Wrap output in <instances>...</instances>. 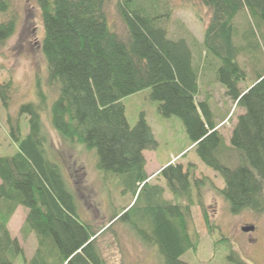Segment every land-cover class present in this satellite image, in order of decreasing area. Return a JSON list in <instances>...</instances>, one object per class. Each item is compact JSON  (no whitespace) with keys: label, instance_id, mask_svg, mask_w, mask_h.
I'll return each mask as SVG.
<instances>
[{"label":"trees","instance_id":"obj_1","mask_svg":"<svg viewBox=\"0 0 264 264\" xmlns=\"http://www.w3.org/2000/svg\"><path fill=\"white\" fill-rule=\"evenodd\" d=\"M108 1L37 0L47 80L55 93L48 114L63 140L94 149L98 169L123 177L134 202L98 226L79 217L71 181L42 128L45 101L40 93V104L25 102L7 114L15 150L0 155V264H12L19 255L24 264H107L98 237L118 220L126 221L137 240L156 248L154 264H193L182 255L199 248L194 205L200 208L212 250L225 244L229 264H249L227 237H214L218 225L202 194L208 178L195 175V163L173 160L152 177L147 173L144 150L154 149L157 141L143 112L130 125L123 98L149 88L158 112L179 117L200 160L221 175L224 184L217 191L230 211L264 214V63L254 81L241 86L247 72L238 59L264 46V0H200L211 15L196 62L187 38L169 34L172 9L166 0H117L124 36L108 22ZM11 5V0H0V49L16 30ZM244 11L240 32L237 17ZM211 80L242 109L230 135V144L241 153L234 166L220 159V123L207 96L200 98L202 84ZM13 89L11 80L0 82L3 106L11 104ZM22 114L28 119L25 135ZM165 188L171 197L164 195ZM19 205L26 208L21 231L36 239L30 257L8 227Z\"/></svg>","mask_w":264,"mask_h":264},{"label":"rangeland","instance_id":"obj_2","mask_svg":"<svg viewBox=\"0 0 264 264\" xmlns=\"http://www.w3.org/2000/svg\"><path fill=\"white\" fill-rule=\"evenodd\" d=\"M166 1L172 9L168 25L169 34L172 37L187 38L192 46L193 58L196 62L198 45L201 44L203 30L211 11L200 0ZM11 3L12 10L17 14V25L15 32L0 49V82L11 80L14 89L9 107L3 106L0 101V155L12 153L15 150L14 142L7 131V114L16 113L19 106L25 102L40 104L39 94H43L45 104H42L40 110L42 128L49 133L51 146L60 161L63 175L71 181V183L68 182V188L74 193L77 213L82 220L98 226L105 223L122 206L133 203V194L124 184L121 175L96 167L94 149L63 140L60 133L52 126L48 108L55 93L47 80V62L41 48L44 28L40 8L37 0H11ZM116 3L117 0L107 2V19L112 28L124 36L125 28L119 17ZM245 19H247L245 11L237 17L240 32L244 31ZM238 57L247 72L246 79L240 85H249L254 81L256 71L264 63V46L261 44L255 53L249 51L241 53ZM211 81L207 85L202 84L201 96L202 98L210 96L213 107H218L217 112L221 116L224 113L228 115L219 125L224 141L220 159L234 166L240 162L241 153L230 144V135L237 115L242 112V109L236 107L235 103L225 96L224 89L218 81ZM149 91V88H145L123 98L130 125H134L139 114L143 112L157 141L154 149L144 150L146 171L156 174V169L169 160H178L184 165L189 162L195 163V175L208 178L202 194L213 221L218 225L214 237H227L231 243L230 247L236 249L249 264H264V214H257L249 209L239 213L230 211L226 199L217 191L224 184L219 172L200 160L179 117L174 115L167 117L158 112L157 101L149 96ZM27 120V114H22V135L27 132ZM183 153L185 154L182 155ZM50 158L55 160L52 156ZM159 182L166 187L163 179ZM165 189L164 195L171 197L168 189ZM191 209L194 224L200 233V243L196 252L187 251L182 258L193 264H229L226 258L229 253L228 246L223 244L218 251H213L199 206L194 205ZM25 213L26 208L19 205L11 216L8 227L11 235L18 238L25 256L30 257L36 247V239L32 233L24 235L21 231ZM125 223V220H118L98 237L99 249L106 263L154 264L158 256L156 248L148 247L137 240ZM246 225H254V229L243 231L241 227ZM12 264H24L22 257L17 256Z\"/></svg>","mask_w":264,"mask_h":264},{"label":"crops","instance_id":"obj_3","mask_svg":"<svg viewBox=\"0 0 264 264\" xmlns=\"http://www.w3.org/2000/svg\"><path fill=\"white\" fill-rule=\"evenodd\" d=\"M209 83V82H208ZM207 82H206V84L205 85H207L208 84ZM200 98H202V96L200 97ZM208 98V100H209V102H210V104H211V97L210 96H208L207 97ZM211 108H212V110H214L215 112H214V114H215V118H217V120H216V123H220L221 121H223V119H225L226 118V116H227V114L226 113H224V115L223 116H221L220 115V113L219 112H217V110H218V107H213V105L211 104ZM219 111H220V109H219ZM221 112V111H220ZM169 161H172V160H169ZM169 161H167V163L169 162ZM166 164V163H165ZM163 166V165H162ZM162 166H160V167H158L157 169H156V172L157 171H159V169L162 167ZM148 173V172H147ZM153 173L154 172H151V173H148L150 176H152L153 175ZM155 174V173H154Z\"/></svg>","mask_w":264,"mask_h":264},{"label":"water","instance_id":"obj_4","mask_svg":"<svg viewBox=\"0 0 264 264\" xmlns=\"http://www.w3.org/2000/svg\"><path fill=\"white\" fill-rule=\"evenodd\" d=\"M241 229L243 231H252L254 229V225H246V226H242Z\"/></svg>","mask_w":264,"mask_h":264}]
</instances>
